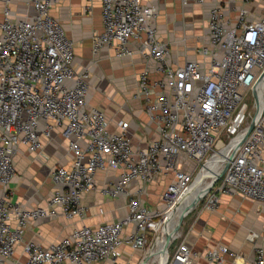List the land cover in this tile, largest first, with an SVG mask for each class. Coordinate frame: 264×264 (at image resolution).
<instances>
[{
	"label": "built area",
	"instance_id": "1",
	"mask_svg": "<svg viewBox=\"0 0 264 264\" xmlns=\"http://www.w3.org/2000/svg\"><path fill=\"white\" fill-rule=\"evenodd\" d=\"M59 1L29 0L33 13L24 18L13 17L9 0L2 9L0 264H100L115 262L124 243L144 250L147 232L160 231L166 213L219 147L225 148L226 158L220 162L224 172L202 197L203 205L214 209L220 195L235 194L264 208V77L258 81L264 73V0H241L233 19L224 14L220 1L209 6L207 41L199 48L208 59H188L178 66L170 65L168 43L157 36L155 4L100 0L103 29L91 37V53L110 46L114 57L122 58L134 53L130 45L136 43L137 52L153 59L163 74L150 81L147 70L140 72L132 96L152 125L154 137L142 146L132 143L127 121H117L113 131L100 109L86 107L90 67L73 68L75 43L50 12ZM178 1L183 7L206 2ZM54 133L66 141L71 162L51 168V196L44 206L28 208L13 199L14 155L21 148L38 153L42 139ZM111 170L116 176L98 184L97 174ZM157 177L168 182L160 192V205L154 207L144 194ZM95 190L104 198L125 199L126 215L73 228L47 245L24 238L26 229L40 219L84 217L83 195ZM174 241L163 264H191L197 253ZM226 254L233 253L222 244L204 252L210 263L218 264ZM145 257L126 264H142ZM249 264H264V248L256 247Z\"/></svg>",
	"mask_w": 264,
	"mask_h": 264
},
{
	"label": "crops",
	"instance_id": "2",
	"mask_svg": "<svg viewBox=\"0 0 264 264\" xmlns=\"http://www.w3.org/2000/svg\"><path fill=\"white\" fill-rule=\"evenodd\" d=\"M6 1L0 0V19L3 17L2 9ZM143 1L155 4L159 9L154 25L158 38L168 43V60L171 66L182 65L188 59L200 62L208 59L200 55L199 48L207 41L205 16L209 6L220 1L224 14L233 19L241 4V0H206L202 6L192 4L183 7L178 0ZM9 5L14 18H24L33 13L29 0H9ZM50 12L61 22L67 35L75 43L73 68L78 70L90 67L86 107L100 109L113 131L117 130V121H127L134 145L142 146L153 139L152 125L148 122L141 102L132 96L137 91L139 75L143 70L148 71L150 81L162 77L163 74L156 69L157 63L139 54L136 43L130 45L134 53L122 58L114 57L110 46L91 53L90 39L103 29L100 0H60ZM42 141L43 148L38 153L21 148L14 155L15 172L10 183L13 199L28 208L44 206L51 196L54 187L51 168L55 165H69L71 162L66 141L59 133ZM115 176L116 171L113 170L99 173L96 181L100 184L105 178ZM167 182L168 178L165 177L151 180L147 186V194H144L145 200L154 207L160 205L159 195ZM134 188L132 185L131 189ZM82 201L87 206L84 217L72 220L60 216L40 219L26 229L24 238L47 245L73 228L118 220L127 213L125 199L104 198L97 190L85 193ZM218 201V206L214 209H207L201 203L196 205L179 224L174 244L184 242L190 250L197 253L191 264H218L210 263L204 256L205 249L216 244L227 245L233 253L226 254L220 264H249L256 247L264 248V208L235 194L220 195ZM99 208L103 209L102 213H99ZM19 250L20 247L17 251ZM119 252L115 262L105 260L100 264L139 263L145 256L143 249H132L126 243L120 246Z\"/></svg>",
	"mask_w": 264,
	"mask_h": 264
},
{
	"label": "bare ground",
	"instance_id": "3",
	"mask_svg": "<svg viewBox=\"0 0 264 264\" xmlns=\"http://www.w3.org/2000/svg\"><path fill=\"white\" fill-rule=\"evenodd\" d=\"M264 99L260 101L263 102ZM225 148L219 147V150L214 152L212 159L208 162L204 170L195 178L192 185L183 193L181 198L177 201L176 205L166 213L164 225L160 228V236L155 243L153 249H151L150 255L146 259L145 264H162L165 257L166 251L162 250V246L165 242V234L172 231L175 224L179 220L178 215L182 208L190 203L193 198L197 195L205 193V188L208 186L210 181L221 172L220 162H223L226 158ZM196 185L198 187H196ZM192 191H196L194 194L187 196Z\"/></svg>",
	"mask_w": 264,
	"mask_h": 264
},
{
	"label": "water",
	"instance_id": "4",
	"mask_svg": "<svg viewBox=\"0 0 264 264\" xmlns=\"http://www.w3.org/2000/svg\"><path fill=\"white\" fill-rule=\"evenodd\" d=\"M263 77H264V73L262 74V76L258 79V81H261L262 79H263ZM253 95L255 96V89L253 90ZM261 111V109H260V107H259V105L257 104V108H256V113L258 114L259 112ZM255 123H256V119L255 120H253V122L250 124V126L248 127V129L246 130V132H245V134H244V136H243V138L242 139H244L247 135V133H249L251 130H252V128L255 126ZM233 154V153H232ZM224 172V169L220 172V174H218V175H216L215 177H214V179H212L211 181H210V183L208 184V186L205 188V193L204 194H201V195H197L195 198H193V200H191L190 201V203H188V204H186L183 208H182V210H181V212L179 213V215H178V218H179V220H178V222H177V224L179 225L181 222H183V220H184V216L185 215H187L191 210H193V208L200 202V200L202 199V197L209 191V189L211 188V184H213L221 175H222V173ZM192 185V184H191ZM181 198V197H180ZM179 198V199H180ZM178 199V200H179ZM177 200V201H178ZM177 201H176V203H177ZM177 228H178V226L176 225V227L173 229V231H176L177 230ZM160 234V231L156 234L157 236H156V239H155V242H154V244L152 245V248L151 249H153V247L155 246V243L157 242V240H158V238H159V235ZM175 237H173V235H170V234H166V237H165V242H164V244H163V246H162V250L163 251H166L167 250V247H168V245L170 244V242L174 239ZM151 249L149 250L150 252H151ZM150 252H148V254L146 255V257H145V259H144V261L142 262V264H145V262H146V259L148 258V256L150 255ZM167 252V251H166ZM163 264V263H162Z\"/></svg>",
	"mask_w": 264,
	"mask_h": 264
},
{
	"label": "rangeland",
	"instance_id": "5",
	"mask_svg": "<svg viewBox=\"0 0 264 264\" xmlns=\"http://www.w3.org/2000/svg\"><path fill=\"white\" fill-rule=\"evenodd\" d=\"M246 101L251 105V100H250V98H249V99L247 98ZM196 187H198V186L196 185ZM195 192H196V191H192V193H190L189 196L192 195V194H194ZM203 200H204V199L200 200V202H199L198 204H200V203H201V204H204V201H203ZM198 204H197V205H198ZM185 216H186V215H185ZM185 216L183 217L184 220L186 219ZM177 222H178V221H177ZM176 225L179 226V225L176 223L175 226H174V228L176 227ZM174 228H173V229H174ZM176 233H177V230H176V231H173V230H172V231L168 232V234L173 235V237L176 236ZM166 234H167V233H166ZM166 234H165V235H166ZM147 235H148V241H147V243L145 244V249L143 250V251H144L143 253L145 254V256L148 254V253L146 254V252H150L149 250L152 248V245L154 244L155 239H156V234H155V233L147 232ZM177 237H178V236H177ZM177 237L174 238L173 240L176 241V240H177ZM175 241H174V242H175ZM153 264H156V263H153Z\"/></svg>",
	"mask_w": 264,
	"mask_h": 264
},
{
	"label": "trees",
	"instance_id": "6",
	"mask_svg": "<svg viewBox=\"0 0 264 264\" xmlns=\"http://www.w3.org/2000/svg\"><path fill=\"white\" fill-rule=\"evenodd\" d=\"M165 237H166V235H165Z\"/></svg>",
	"mask_w": 264,
	"mask_h": 264
}]
</instances>
